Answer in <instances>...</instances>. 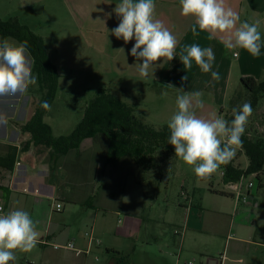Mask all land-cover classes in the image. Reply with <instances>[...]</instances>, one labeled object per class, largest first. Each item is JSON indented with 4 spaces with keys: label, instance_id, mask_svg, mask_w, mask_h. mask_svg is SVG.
Masks as SVG:
<instances>
[{
    "label": "crops",
    "instance_id": "0c3cea01",
    "mask_svg": "<svg viewBox=\"0 0 264 264\" xmlns=\"http://www.w3.org/2000/svg\"><path fill=\"white\" fill-rule=\"evenodd\" d=\"M119 2L120 0H22L18 6L20 9H6L4 14H0V19L16 18L41 37L48 57L59 75L57 91L60 74L76 72H90L99 74L101 79L123 81L124 87L132 91H157V86L167 91H177L176 88H183L187 92L202 91L205 105L203 109L197 110V115L208 118L212 113L217 114L219 105L227 102L230 86L238 88L233 83L235 79L237 82L242 77H252L257 81H264V47L261 55L254 58L242 49H225L221 42L222 34L211 40L206 32L193 36L191 28L194 18L181 15L179 0H155L156 18L162 20L177 38V56L169 62L163 59L157 61L154 77L150 75L147 79L141 78L136 64L142 61H137L131 55L135 40L125 44L122 39L111 34V30L119 23V18L113 11ZM225 6L235 11L241 21H259L264 38V0H225ZM57 14H66L71 23L60 19L57 40L51 39L48 42L40 32L41 28H36L35 24L41 27V21L35 17ZM77 34L82 42H77ZM193 43L212 48L215 54L212 71L219 72L218 82L212 80L211 73H202L195 64L190 70L184 69L179 53L183 46ZM121 48L124 52L119 50ZM52 53L57 57V62L52 58ZM29 58L32 67V59L30 56ZM185 75L188 80L182 83L181 78ZM206 91H212L209 97H205ZM213 91H224L219 104L215 102ZM32 96L33 90L29 86L24 95L0 97V113L7 117V123L0 124V202L5 209L4 213L16 209L29 212L40 232V250L35 248L30 253H16L17 257H23V264H97L100 254L105 255L102 264H220L218 256L221 254L226 256L225 264H264V191L258 189L255 182L253 188H247L249 182L255 181L253 175L249 176L252 179L245 186L241 185V195L238 198L236 191L230 187L231 184L225 185L232 190L231 193L223 194L233 199L230 216L191 217L189 214L176 221L177 229L173 232L171 248L166 245L167 238L164 235H148L142 238V244L154 241V251H139L134 241L140 238L143 225L152 221L126 213L124 209L122 218L117 220L120 227L107 233L98 231L99 214L93 215L86 232H91L92 237L99 242L98 245H89L86 232L82 234L80 230L69 233L71 237L66 239L64 234L70 228L52 220L47 203H51L52 213H61L63 221L71 215L79 214L81 222L91 214V210L103 211L90 203L95 186L98 183L107 184L110 180L109 173L115 170L119 162L125 163L123 160L126 157L108 165V139L103 134H96L93 138L82 141L77 149L70 150L55 165L51 161L49 149L42 146L18 152L13 164L10 159L3 160L9 147L19 148L21 143L29 139L27 134L20 133L19 126L29 120L38 102L32 103ZM223 109L220 106L219 115ZM50 128L53 134V129L51 126ZM85 144H89L90 151L83 149ZM11 164V169L4 167ZM79 190L86 191V195L77 198L75 192ZM57 203L61 204L59 212L54 210ZM65 203L67 207H64ZM213 213L222 214L221 210ZM67 243H72L81 253L76 255L64 248L54 249L56 245L64 247ZM160 245H165L166 250L159 251L157 247Z\"/></svg>",
    "mask_w": 264,
    "mask_h": 264
},
{
    "label": "rangeland",
    "instance_id": "374dc122",
    "mask_svg": "<svg viewBox=\"0 0 264 264\" xmlns=\"http://www.w3.org/2000/svg\"><path fill=\"white\" fill-rule=\"evenodd\" d=\"M21 2L22 0H0V14H4L6 9L18 8ZM35 18L41 21V27L38 24H32H35L38 30L41 28L40 32L48 42L51 39L53 41L57 40L58 31L61 27L60 19L70 21L66 14L63 16L58 14L52 16L37 15ZM65 27L67 26L65 25ZM70 27L73 29L72 24ZM77 36V42H82V38L78 34ZM72 41L75 40L73 39ZM236 52L238 53V51ZM52 58L57 62V57L53 53ZM60 76V86L56 98L44 119L52 127L55 137L69 135L75 129L83 116L86 105L95 97L99 89L108 90L113 96L133 107L134 115L155 130L167 126L168 119L176 111L175 101L178 92L167 91L161 86L155 87L157 91H132L130 88L124 87L123 81L101 79L99 74L90 72L84 74L76 72L67 75L61 73ZM233 83L238 85V88L236 89V87L231 85L230 91H227L229 96L227 102L217 108V114L219 115L220 106L224 107L221 111V116L223 117L225 114L226 116L232 115V109L238 108L241 104L240 100L234 105H228L232 95L234 94L232 97L234 99L236 93L243 90L240 81L236 82L235 79ZM30 88L33 90L31 101L36 103L40 100L37 86L30 85ZM164 92H167V96L163 95ZM211 93L212 91H206L205 97H209ZM223 93L224 91H213L217 104L220 103ZM141 114L143 117H140ZM245 134L252 139L264 140V102L261 103L258 109L253 111L246 125ZM88 148L89 144H85L83 149L87 152L90 151ZM123 161L125 163L119 162L115 166V170L109 173L110 180L107 184L101 185L98 183L95 186L90 203L103 211L91 210L89 212L91 214L81 222L79 214L71 215L63 221L60 217L61 213H52L50 210L51 203H47V210H49L52 220L56 224L70 228L64 234L66 239L69 233L72 234L78 230L84 234L90 228L89 224H91L93 215L96 213L99 214L97 228L100 233H107L115 227H120L117 220L122 218L124 209L126 213L130 212L141 216L145 220L150 219L152 221H147L143 225L140 238L138 237L134 242L139 251L144 249L153 252L156 243L149 241L142 244V238L148 235H164L167 238L166 245L171 248L173 245V232L177 229L176 221L189 214L191 217H198L199 215L210 217L230 216L233 199L223 194L231 193L232 190L227 189L222 182L221 167L210 180H198L189 166L164 147H161L154 155H146L143 160L126 157ZM234 161L235 165L242 169L247 166V159L240 153V148L236 150ZM252 177L241 179L240 185L245 186ZM261 179L264 180V175ZM85 192L79 190L75 192V196L77 198L84 197L86 195ZM191 199L192 203H190ZM64 207H67L66 203ZM187 208L189 209L188 211L186 210ZM238 208H241V203ZM217 210H221L222 214L213 213ZM39 220L41 219L39 218ZM162 222H165V225H162ZM165 247V245H160L157 249L164 251L166 250ZM40 249L37 245L36 250ZM47 251L50 250L48 249ZM104 260L105 255L100 254L97 264H102ZM15 264H23V257L18 255Z\"/></svg>",
    "mask_w": 264,
    "mask_h": 264
},
{
    "label": "clouds",
    "instance_id": "9594fccd",
    "mask_svg": "<svg viewBox=\"0 0 264 264\" xmlns=\"http://www.w3.org/2000/svg\"><path fill=\"white\" fill-rule=\"evenodd\" d=\"M179 4L182 16L194 18L193 36L206 32L211 40L222 34L225 49H242L254 58L261 55L264 38L259 21H241L235 11L225 6V0H179ZM113 11L119 23L111 34L125 44L135 40L131 55L142 61L136 64L141 78L154 77L157 61L169 62L177 56V38L162 20L156 18L155 0H120ZM27 44L26 40L0 39V97L24 95L30 85L37 83ZM119 50L124 52L123 48ZM179 59L185 70L195 64L202 73H211L213 81L220 80L219 72L212 71L215 54L211 47L196 43L185 45ZM181 80L182 83L187 81V75ZM176 89V111L167 121L168 144L174 147L175 157L189 166L198 180L208 181L242 146V136L253 114L251 103L244 102L239 108H233L231 121L216 113L205 118L197 115V110L205 105L204 93ZM163 95L167 96V92ZM41 107L51 109L47 101ZM5 123L6 114L0 113V124ZM39 240L40 232L29 212L16 209L4 213L0 209V264H15L16 253L32 252Z\"/></svg>",
    "mask_w": 264,
    "mask_h": 264
},
{
    "label": "trees",
    "instance_id": "16d2710c",
    "mask_svg": "<svg viewBox=\"0 0 264 264\" xmlns=\"http://www.w3.org/2000/svg\"><path fill=\"white\" fill-rule=\"evenodd\" d=\"M11 38L16 42L27 41L28 54L32 59V73L37 78V91L40 100L34 106L29 120L19 126L21 134H27L29 139L20 144L19 148L9 147L3 160L10 159L13 164L18 152H25L30 147L42 146L50 151L51 161L57 164L70 150L77 149L82 141L103 134L108 139L106 163L114 164L123 157L143 160L156 154L161 147L175 154L174 147L168 144L170 132L167 126L159 130L144 124L134 115V108L128 106L106 89H99L95 97L86 105L83 116L75 129L66 136L54 137L49 125L44 121L46 109L41 107L44 101L53 103L58 88V72L50 61L41 37L34 34L27 26L16 18L0 19V39ZM243 90L229 99L228 105L241 100L250 102L253 111L264 102V81L252 77L240 79ZM238 106V108H239ZM140 117H143L142 114ZM231 121L233 114L224 116ZM240 153L247 159L246 168L235 165L234 157L226 165L221 166L224 185L235 184L243 178L254 176L258 189H263L264 180V140L252 139L247 134L242 136ZM150 159V157H149ZM151 160V159H150ZM12 164L5 168L11 169Z\"/></svg>",
    "mask_w": 264,
    "mask_h": 264
},
{
    "label": "built area",
    "instance_id": "2783aa9c",
    "mask_svg": "<svg viewBox=\"0 0 264 264\" xmlns=\"http://www.w3.org/2000/svg\"><path fill=\"white\" fill-rule=\"evenodd\" d=\"M230 187L236 191V198H238V197L241 195V194H240V193H241V192H240V188H241L240 182H238V184H237V183H235V184H231ZM253 187H254V181H251V182H249V183L247 184V188H248V189H251V188H253ZM243 201H245V197H243ZM0 209H2L3 212H5V209H4L3 204H2L1 202H0ZM54 210H55L56 212L61 211V204H59V203L55 204V205H54ZM85 237H86V239H87L89 245H91L92 243H95L96 245L99 244V242H98L97 240H95V239L92 237L90 231H88V232L85 233ZM58 248H64V249H67V250L73 251L76 255H79V254L81 253V251H78V250H76V249L74 248V246H73L72 243H67L64 247H61V246H58V245L54 246V249H58ZM218 259H219V261H220V264H225V261H226V256H225V254H221V255H219V256H218Z\"/></svg>",
    "mask_w": 264,
    "mask_h": 264
}]
</instances>
